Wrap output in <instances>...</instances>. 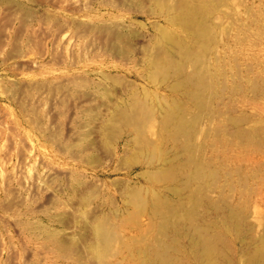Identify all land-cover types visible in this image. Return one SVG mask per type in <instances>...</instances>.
<instances>
[{
	"label": "rangeland",
	"instance_id": "1",
	"mask_svg": "<svg viewBox=\"0 0 264 264\" xmlns=\"http://www.w3.org/2000/svg\"><path fill=\"white\" fill-rule=\"evenodd\" d=\"M198 3L203 114L160 72L164 35L197 51L179 17ZM177 108L201 114L191 140ZM189 155L205 177L186 187ZM196 225L220 259L264 245V0H0V264H197Z\"/></svg>",
	"mask_w": 264,
	"mask_h": 264
},
{
	"label": "bare ground",
	"instance_id": "2",
	"mask_svg": "<svg viewBox=\"0 0 264 264\" xmlns=\"http://www.w3.org/2000/svg\"><path fill=\"white\" fill-rule=\"evenodd\" d=\"M205 6L206 5H204V3L202 4L198 3L193 6L192 5L186 6L185 8L182 9L180 17H179V23L181 27L184 28V30L186 29L190 33V35L195 39L196 42H194V45L198 46V48L195 49L197 51L191 50L190 47L185 48L186 45L184 47L183 43L179 42L176 39H173L175 36L169 37L172 35H169V36L168 34L164 35V36H167V37H164V40L166 41L165 44L167 45V48L170 53L168 54V59L165 60V62L160 67V72L164 78L171 77L176 80L173 85V90L174 91L181 90V89L187 90V93L185 94L189 97V99L192 102L195 103L196 107L199 108L202 114L205 113L204 111L208 109L207 100L209 98V95H207V93L209 92L211 87H213L211 84L212 79L209 78L210 71L208 72L207 71L208 68H206L208 66H205L206 55L211 50L210 45H209V42L211 39V31H210V27L207 25V22H204L205 19L201 21L199 20V16L204 15L208 8ZM176 53L180 55L179 56L180 60H176L174 58L173 54H176ZM187 63L192 64L194 67L193 73L191 74H184L183 72L185 64ZM208 104H209V101H208ZM177 109L179 111V117L175 121L173 135L183 136L191 140L194 134V128H195L194 126L200 120L201 114L198 115L194 120L188 121L185 118L184 109L183 108H177ZM168 117H171L172 119L174 118L172 114L170 113H168ZM235 124H238V123L236 122ZM184 149L185 151L191 152L190 143H187ZM190 155H189V158L191 159H189V162L194 164V169L191 175L186 180H184L182 183L186 187H189L192 181H203L205 177L204 168L197 161H195L194 156H190ZM166 176L173 177L174 173L168 172ZM204 189L205 187L199 186L198 190L192 194V199L194 201L195 206L199 205L200 203L199 197L201 196ZM231 210H230L231 213L229 212L230 214L228 215V219L225 220L226 217L224 218V222H228V221L232 222L234 218L238 215L237 213V215L235 216L236 211L234 214L233 213L234 210L233 209ZM154 213L156 215H159L162 213V211L156 210ZM193 216L194 215L192 213H189L186 217L187 221L191 222L193 219ZM238 225L236 224L234 226L236 230H238ZM239 228H240V225H239ZM180 230L183 231L182 229L179 228V230H177L179 231L178 233L179 235L181 232ZM177 231H175V234L177 233ZM189 232H185L184 234H181V235H184L185 237L188 238L190 242V248H191L190 250L192 251V254L194 255V258L197 264H237L235 262V259L233 261L232 259H228L225 253L224 255L227 259L225 257L220 259V257H222L220 253H222L223 251L221 252L220 250H218L216 243L214 241L215 237L212 238L209 236L208 230L206 227L204 228V226L200 227V225L198 226L196 225L195 227L193 226V233L190 234L191 232L190 233ZM256 246H257L256 251L252 250L253 252L250 251L251 253L247 251L249 253V256L247 255L246 257L247 260L245 259V260H240V261L242 262L246 261L244 264H264V245L259 247L260 245L255 244V247H254L255 249H256ZM218 247L220 248V246ZM148 262L149 264H173L171 262V259L167 255V251L164 248L157 250V251L150 252V258L148 259Z\"/></svg>",
	"mask_w": 264,
	"mask_h": 264
}]
</instances>
